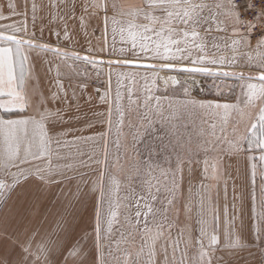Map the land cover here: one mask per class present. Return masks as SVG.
<instances>
[{"label":"snow or ice","instance_id":"snow-or-ice-1","mask_svg":"<svg viewBox=\"0 0 264 264\" xmlns=\"http://www.w3.org/2000/svg\"><path fill=\"white\" fill-rule=\"evenodd\" d=\"M65 2L68 19H77L80 7L81 28L88 26L86 19L95 22L92 34L100 31V47L90 46L81 56L37 43L35 33L27 29V13L18 12L12 0H7L9 15L0 6V20L25 17L20 26L0 24V264H67L70 258L78 264H189L193 246L199 254L195 264H212L211 256L222 243L218 193L214 199L212 191L223 180L227 196L224 158L239 161L241 156L250 167L254 223L246 225L241 212L237 230L233 217L224 230L223 246L247 252L251 260L241 257L243 264H264V170L259 171L258 204L256 195L258 163L264 164V0H140L135 5L61 0ZM36 8L33 3V23ZM66 29L65 24L67 36ZM224 49L231 56L217 55ZM37 50L81 61L96 70L97 79L105 77L99 98L107 110L99 115L106 129L92 120H84L83 128L74 126L82 120L79 104L70 103L59 66L54 91L46 94L32 83L25 65L32 63L31 53ZM236 68L248 71L225 70ZM74 72L86 79L69 85L73 97L76 87L83 94L91 79L86 70ZM198 77L212 78L207 91ZM230 77L237 84L217 83ZM177 89L181 99L172 98ZM233 96L234 101L228 99ZM163 101L171 110L168 115ZM180 111L222 114L219 134L213 124V132L193 149L192 138L184 141L175 123ZM85 129L92 134L84 135ZM73 133L78 134L68 140ZM70 147H75L79 167L96 172L90 190L76 163L53 164L67 160L61 152ZM201 153L202 161L196 159ZM197 164H202L199 174ZM77 180L74 190L68 187L65 192V182ZM53 186L63 200L58 198L55 212H49L46 203H52ZM87 199H94L91 225L77 212Z\"/></svg>","mask_w":264,"mask_h":264},{"label":"crops","instance_id":"crops-1","mask_svg":"<svg viewBox=\"0 0 264 264\" xmlns=\"http://www.w3.org/2000/svg\"><path fill=\"white\" fill-rule=\"evenodd\" d=\"M12 2L16 3L18 5L17 11L18 12H26L27 17V29L29 33H35V26L36 25H47L51 23V19H67L66 15V2L61 3V0H12ZM119 2H123L126 5H135L140 3V0H119ZM35 3L37 8L35 12V22L33 23L32 20V4ZM7 0H0V6L3 7V11L5 15H9L10 11L7 9ZM55 5V6H54ZM24 16H15L12 18V20H0V24H9V23H15L17 26H20V22L24 20ZM22 38L28 39L29 37L23 36V34H19ZM37 43L42 44H48L52 48H60L64 51L69 52H77L81 56L85 55L86 52L75 50L74 48H70L64 45L54 44L49 42L46 38H40L38 37L36 39ZM30 59L32 60L31 64H26V69L31 70L32 73V83L38 84V86L47 94L49 91H54L56 87V79H57V67L59 66L60 71V79L62 83L64 84L65 88L68 90L69 93V101L74 106L76 104H79V113L82 117V120L79 123L74 122L75 127H84V119L86 120H92L93 123H97V121H94V111L90 108L88 105L86 107V110L84 108L83 110V103L84 99H87V102L92 100L91 93H92V87L90 84H88V87L86 91L81 94L79 87H76V96H72V89L69 87V85L77 86L79 85L83 80L81 75H76L74 70H77L79 64L77 61L73 63V61H65L63 58L55 56L52 52H43V51H35L31 53ZM68 65H73L72 68H69ZM39 76V81L37 82L35 80L36 76ZM71 77V79H69ZM29 91H31V84L29 85ZM84 100V101H83ZM92 103V102H91ZM3 115L7 116L8 114L3 113ZM88 131L87 135L92 134L91 129H85ZM78 133H73L67 137L68 140H71L73 138V135H76ZM98 151V149H97ZM258 152L256 155L258 156ZM61 155L67 156V160L62 161H56L53 160V164L56 163H65L69 162L72 163L73 161H77L75 158V147L70 148H64L61 152ZM87 159V157H85ZM230 165V166H229ZM225 169L224 175L227 180L231 179L233 180L236 185L232 187V189L229 188L227 191V197L225 200L227 201L226 204L228 206V216H224V212L219 208L220 210V219H219V234L220 239L223 242L224 240V230L226 228H229V220H231L233 217H235V222L233 227H235L238 230V227L240 225V217L241 212L243 213V219L245 221L246 225H250L254 223L253 220L250 219L252 216V207H253V201H252V184L250 181V167L248 164V161L244 156H241L239 158V161L234 159V161H230L229 159H224L223 164V170ZM264 170V164L258 163V175H257V183H256V195H257V204L259 202V183H260V176L259 171ZM81 173L82 170H80ZM4 178L2 175H0V179ZM233 178V179H232ZM10 179V178H9ZM67 182V181H66ZM79 182L73 181L71 185L66 184L65 185V192L68 191V187H71L73 190L75 188V184ZM231 187V186H229ZM228 189V187H227ZM217 193H221V191H217ZM222 193H225L224 188ZM63 200V197L60 196V189L56 186H53L50 190L49 199L52 201L51 204L46 203V207L49 212H55L56 210V201L57 199ZM13 199H16V194L13 193ZM93 199H88V201L84 202L83 204L79 205L77 207V212L79 214V217H82L84 222L88 225H91L93 223V210H94V202ZM218 201H222V198L217 199ZM231 201L234 203V208L230 207L233 205ZM11 203V201L9 202ZM259 210V209H258ZM43 211V209H42ZM91 231V228H89V232ZM231 249L224 250L225 257L226 258H234V262L241 260V257H244L248 260H251L250 257L247 256V252H237L234 250L230 251ZM231 252V253H229ZM233 252V253H232ZM223 253V252H222ZM258 259V257H257ZM67 264H78V261L75 259H69ZM241 264H243V261L241 260ZM255 264V262H253Z\"/></svg>","mask_w":264,"mask_h":264},{"label":"rangeland","instance_id":"rangeland-1","mask_svg":"<svg viewBox=\"0 0 264 264\" xmlns=\"http://www.w3.org/2000/svg\"><path fill=\"white\" fill-rule=\"evenodd\" d=\"M83 0H76V3L79 5L80 3H82ZM67 13V10H66ZM77 19H51V23L47 24V25H36L35 26V36L36 38L40 37V38H46L49 42L54 43V44H59V45H64L70 48H74L75 50L78 51H82L85 52V50L88 47H93L98 48L102 45L103 41L101 38V33L99 30H96L95 34L93 35V28L95 27V22L94 21H87L86 19V24L88 25L86 28H81L80 27V21L78 19V17L81 15V9L80 7L76 8V13H75ZM65 24L67 25V36L65 34ZM42 29V31H41ZM56 33H59V37L56 35ZM87 33V34H86ZM113 43L112 41V35L111 32H109L108 35V44L109 46H111ZM120 42H119V37L116 38V47L119 48ZM231 52L228 51L227 49H224L222 52H218L217 55H225V56H231ZM253 56L256 55V53H252ZM79 66L77 68V70L80 71H85L87 73L91 74V79L87 80V83L90 84V86L92 87V93L91 98L92 100L89 101V103L87 102L88 98H85L83 101V110L89 105L91 109H93L94 111H97V115L96 112H94V121H97L96 126L97 128H103L106 129L107 125L105 123H103L104 117L100 116V113H106L107 110V105L103 104L100 101V95H103L104 93V85H103V81L105 79V77L101 76L99 79H97L96 77V70L93 69V67L91 65H85L83 64L81 61H77ZM225 70H235V71H245L247 72L248 69L247 68H236V69H225ZM104 71L106 72L107 69L105 68ZM82 80L84 81L86 79V77L82 74L81 75ZM198 79H203L204 80V87H205V91H207L211 85H212V78H199ZM115 78H113V87H115ZM223 83L224 85H235L237 84V81L235 80V78H222L221 80H217V83ZM143 83V82H141ZM159 86L162 88L163 84L162 82L159 83ZM99 89V92H97L96 90ZM227 91V88L225 89ZM171 93V88L169 89V93ZM157 95H164V93H157ZM182 92L177 89V93L174 97H172L173 99H181L182 98ZM211 98V97H209ZM232 101L235 100V97H230L228 98ZM92 102V103H91ZM162 105L165 109V114L168 115V113L171 111L170 109H168V104L167 101H163ZM86 120V119H84ZM175 123L177 124V126L180 129L182 138L184 141H187V139L189 137L192 138V148L195 149L196 143L197 142H202L204 140L205 137H207L208 135H210L213 132V128L212 125L215 124L216 125V133L219 134V129L221 127L222 124V114L220 117H210L208 115H205L202 112H198V113H190V112H184V111H180L179 113H177L176 117H175ZM157 128L160 127L159 124L156 125ZM125 131H127V129H125ZM230 131V129H229ZM88 131L84 130L83 134L87 135ZM115 138V131L113 132V136L109 137V150L112 151L114 150V145L111 143L112 140H114ZM175 143V142H174ZM82 150H88V146L87 145H82L81 146ZM140 148L142 150H144V145L141 144ZM171 151V149H170ZM176 151L179 152L181 151L180 147L177 146L176 147ZM99 153V149L97 151ZM147 157V152L144 151V158ZM210 158V157H209ZM196 159L199 160H203L204 156L203 154H199L198 156H196ZM224 159H229L228 157H225ZM235 158L231 159L230 161H234ZM172 160L173 163L175 162V154H173L172 156ZM65 163H69V162H65ZM65 163H61V164H65ZM72 163H76L77 164V169L80 172V170H82L83 173H85V181H86V190H90L92 184L94 183V181L96 180V172L93 171L92 169H86V168H81L79 167L78 162L73 161ZM95 167V166H93ZM194 167L197 169V173L199 174V172L202 169V164H197L194 165ZM185 172L187 173V168H185ZM225 172V169H224ZM233 179V178H232ZM234 180V179H233ZM229 179L227 180V191L230 189H232V187H234L236 185V183ZM194 183H199V180L195 181ZM68 184V182H65V185ZM231 186V187H229ZM224 188V181L221 180L219 185L213 189L212 191V195L214 197V199H216L217 197V191H221V193H218V199L222 198V201H218L216 199V202L218 203L219 208H221V210L224 212V206L226 204V200L225 198V193H222ZM187 190V181L185 182V191ZM121 195H124V192H121ZM88 201V199L86 200ZM85 201V202H86ZM94 202V199L92 200ZM231 203L233 205H231L230 207L235 206L234 205V201ZM159 207V206H157ZM234 208V207H233ZM94 212V210H93ZM195 207L193 208V220H192V228H193V236H197L198 232L195 231V229L197 228L196 222H195ZM209 219H211V217L209 216ZM180 221L181 223L185 222V217L183 214V211H181V216H180ZM219 229V228H218ZM173 234H175V229H173ZM181 246H183V244H181ZM227 248H225L223 246V242L217 247L216 251L212 254L211 259H212V264H233L234 262V258H226L225 257V252L224 250H226ZM233 251L234 250H230ZM223 252V253H222ZM232 252V253H233ZM231 253V252H229ZM188 258H189V264H195V261L197 259H199V254H198V250L195 246H193L192 248L189 249L188 251Z\"/></svg>","mask_w":264,"mask_h":264}]
</instances>
